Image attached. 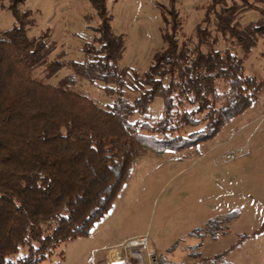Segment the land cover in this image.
I'll use <instances>...</instances> for the list:
<instances>
[{
  "label": "trees",
  "instance_id": "1",
  "mask_svg": "<svg viewBox=\"0 0 264 264\" xmlns=\"http://www.w3.org/2000/svg\"><path fill=\"white\" fill-rule=\"evenodd\" d=\"M22 3L9 0L15 23L0 32V264H14V256L18 264H35L57 244L87 235L146 140L176 149L206 140L264 88V75L246 73L243 56L233 50L246 56L259 42L264 46V0H209L205 25L197 24L193 35L170 10L161 30L164 47L143 71L120 65L125 41L112 30L105 0H92L99 22L82 43V61L63 59V52L51 58L55 42L46 32L29 35L34 18ZM249 10L259 16L242 25L239 17ZM220 39L229 45L216 48ZM65 67L70 72L50 84ZM78 80L101 84L110 102L98 105L74 87ZM126 89L135 93L132 99ZM157 97L162 115L149 123ZM135 115L144 121H131ZM236 216L209 218L191 229L187 235L200 241L188 255L198 264H233L225 257L247 233L213 256H202L200 247L205 236L224 234ZM155 264L187 263L156 255Z\"/></svg>",
  "mask_w": 264,
  "mask_h": 264
},
{
  "label": "rangeland",
  "instance_id": "2",
  "mask_svg": "<svg viewBox=\"0 0 264 264\" xmlns=\"http://www.w3.org/2000/svg\"><path fill=\"white\" fill-rule=\"evenodd\" d=\"M208 3L209 0H105L112 30L123 34L125 41L120 65L147 69L154 53L164 47L161 30L164 17L170 20L169 11L176 9L183 31L193 35L197 24L205 25L202 19ZM8 5L9 0H0V32L15 23ZM20 8L30 10L34 18L30 36L46 32L55 42L51 58L63 52V59L83 60L82 43L93 36L99 22L92 0H23ZM258 16L255 10H249L239 17V22L245 25ZM228 45V41L220 39L216 48ZM233 50L243 56L246 73L264 75L261 42L246 56L240 49ZM40 70L35 74L39 75ZM68 72L69 68H62L48 82L55 84ZM127 83L131 85L129 80ZM74 87L98 105L110 102L97 82L78 80ZM125 93L128 99L135 96L127 89ZM162 109L163 99L155 98L149 107L148 122L161 117ZM136 119L144 121L140 115L131 121ZM145 145V151L132 160L111 206L90 232L57 244L35 264H108L110 253L117 249L133 261L140 260L141 255L142 262L135 260L136 264H148V253L198 264V258L190 257L188 251L200 238L188 232L204 226L209 218H221L230 212H237V216L226 223L224 234L202 239L201 255L213 256L234 243L239 234L247 233L249 237L225 260L233 264H264V88L255 101L206 140L178 149L151 138ZM138 151H142L141 147ZM142 235L149 243L141 253L139 248L126 247L129 239ZM177 240L175 250L167 252V247ZM25 252L23 248L21 253ZM12 259L18 264L16 256Z\"/></svg>",
  "mask_w": 264,
  "mask_h": 264
},
{
  "label": "built area",
  "instance_id": "3",
  "mask_svg": "<svg viewBox=\"0 0 264 264\" xmlns=\"http://www.w3.org/2000/svg\"><path fill=\"white\" fill-rule=\"evenodd\" d=\"M149 243L148 238L146 235H142L138 238H131L126 242V247L130 248H139L140 250H137L138 253H141L142 248L146 247L147 244ZM113 254L110 253L111 255V259L108 258V264H136V261H139V263L142 262V257L140 255V260L139 259H135L134 261L131 260L130 258H128V256L124 253L121 252V249H117V250H113L112 251ZM148 259H149V263L148 264H155V255L152 253H148ZM93 262V260H92ZM102 262V261H101ZM100 262V263H101ZM106 262V261H104ZM98 263V264H100ZM107 264V263H106Z\"/></svg>",
  "mask_w": 264,
  "mask_h": 264
},
{
  "label": "crops",
  "instance_id": "4",
  "mask_svg": "<svg viewBox=\"0 0 264 264\" xmlns=\"http://www.w3.org/2000/svg\"><path fill=\"white\" fill-rule=\"evenodd\" d=\"M133 238H135V237H133ZM103 264H106V262H104Z\"/></svg>",
  "mask_w": 264,
  "mask_h": 264
}]
</instances>
